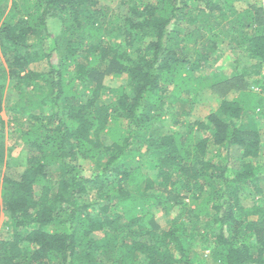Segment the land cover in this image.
Instances as JSON below:
<instances>
[{"label": "trees", "instance_id": "16d2710c", "mask_svg": "<svg viewBox=\"0 0 264 264\" xmlns=\"http://www.w3.org/2000/svg\"><path fill=\"white\" fill-rule=\"evenodd\" d=\"M101 1L0 0V264H264V95L246 79L264 67V0ZM223 48L254 64L225 75ZM109 76L124 81L104 98ZM203 89L217 108L176 114Z\"/></svg>", "mask_w": 264, "mask_h": 264}, {"label": "rangeland", "instance_id": "374dc122", "mask_svg": "<svg viewBox=\"0 0 264 264\" xmlns=\"http://www.w3.org/2000/svg\"><path fill=\"white\" fill-rule=\"evenodd\" d=\"M102 4L107 5L110 10L114 11L115 7H116V1H112V0H108L106 2L101 1ZM256 1L255 0H241V1H237L235 4L238 8V10L242 11L244 9H246L249 4H254ZM263 0H259V3H262ZM108 3V4H107ZM54 58L53 61H56L57 55L56 53L53 54ZM220 60L222 61L220 67L222 68V72L227 75V76H232L233 72H234V68L237 67V65L240 63H238L237 61H249V65H253L254 64V60H248L247 58L240 56L236 63H235V56L232 53H229L225 48L221 49L220 52ZM231 58V59H230ZM233 63V65H231ZM238 63V64H237ZM30 69L35 71V72H40V73H46L48 72V64L46 62H42V63H37V64H33L30 66ZM248 80V82H252V86H253V90L254 92H259L260 94L264 95V67L261 70V73L259 75H253V74H249V77L246 78ZM124 81L123 77H115V76H109L106 78L105 80V84L106 86L109 88L107 90L108 95L104 96H110L112 94L115 93V90L117 87H119V85ZM9 82L5 83V87L7 88L5 90V94H4V98L9 99L8 101L6 100V102H4L3 106H7L9 105L8 103H12L13 100H15L16 98V94L10 90L9 86H8ZM103 98V99H104ZM109 98V97H107ZM106 98V99H107ZM197 99V101L195 102H191L192 100H187L186 103L183 104V107L178 106L176 108V114H179L182 112V110L184 109L185 112H190V115L192 119H196L197 117L200 119H203L210 111H212L213 109L217 108L218 103L220 101V94L219 93H214L213 90L211 89H203L200 92L197 93L195 100ZM4 101V100H3ZM260 103H263L262 98H260ZM263 112V110L261 109V111H259L258 113ZM189 116H182L179 117L180 121H184V120H188ZM258 116H260V114H258ZM2 119L3 120H8V116H7V112H2ZM170 119H166L163 123V131L164 132H168V130L172 129V128H177V126H172L169 125L170 124ZM175 119L173 118V121ZM24 121V120H23ZM260 125V127L262 126V121L261 118L259 119L258 123ZM8 127L10 126V124H7ZM258 125V126H259ZM14 135L13 133L10 134V132L8 131L6 133V138L4 139L5 142V149H6V160L9 159V161L11 162L12 166L20 171L21 170V165H22V160L25 157V150L24 147L20 144L14 143ZM263 147L261 146V151H260V156L257 160V163L259 166H261V172L264 171V141L262 142ZM78 164L81 165L82 168V174L85 177H93L95 172H96V164L94 161L92 160H83L81 158H79L78 160ZM150 178L157 183V179L154 175V172L151 170L150 172H148ZM264 190V188H263ZM264 197V195L262 196ZM260 198V197H259ZM247 202L249 204H252L253 201L249 198L247 200ZM173 215L175 217L174 214H176V212L174 213H170V215ZM171 218V216H161L160 214H157V221L158 223L160 222V225L162 227L167 228L169 225V222H167V219ZM9 229L6 228V223H5V218L4 215L2 214L1 211V205H0V233H4L6 231H8ZM198 244V243H197ZM201 250L198 249L197 253H199L198 256V260H200L202 253L200 252ZM204 254H207L206 252H203ZM199 261H197L198 264ZM204 262H209L208 264H214L212 261L209 260V258H205Z\"/></svg>", "mask_w": 264, "mask_h": 264}, {"label": "built area", "instance_id": "2783aa9c", "mask_svg": "<svg viewBox=\"0 0 264 264\" xmlns=\"http://www.w3.org/2000/svg\"><path fill=\"white\" fill-rule=\"evenodd\" d=\"M264 195V190H263V192H262V196Z\"/></svg>", "mask_w": 264, "mask_h": 264}, {"label": "clouds", "instance_id": "9594fccd", "mask_svg": "<svg viewBox=\"0 0 264 264\" xmlns=\"http://www.w3.org/2000/svg\"><path fill=\"white\" fill-rule=\"evenodd\" d=\"M263 192V191H262Z\"/></svg>", "mask_w": 264, "mask_h": 264}]
</instances>
